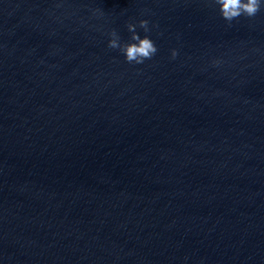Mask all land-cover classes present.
Returning a JSON list of instances; mask_svg holds the SVG:
<instances>
[{
    "label": "water",
    "instance_id": "water-1",
    "mask_svg": "<svg viewBox=\"0 0 264 264\" xmlns=\"http://www.w3.org/2000/svg\"><path fill=\"white\" fill-rule=\"evenodd\" d=\"M0 264H264V9L0 0Z\"/></svg>",
    "mask_w": 264,
    "mask_h": 264
},
{
    "label": "clouds",
    "instance_id": "clouds-1",
    "mask_svg": "<svg viewBox=\"0 0 264 264\" xmlns=\"http://www.w3.org/2000/svg\"><path fill=\"white\" fill-rule=\"evenodd\" d=\"M217 8L221 18L231 24L241 17H255L264 9V0H211ZM98 15H103L97 10ZM158 27V26H154ZM130 37L127 42H122L116 30H112L108 35V48L118 51L126 63L130 65H143L146 61L152 60L159 51L156 41L152 39L150 33V21L141 19L138 23H128ZM143 31V36L140 31ZM179 55L176 49L171 52V58L175 60ZM219 64V61L216 62Z\"/></svg>",
    "mask_w": 264,
    "mask_h": 264
}]
</instances>
